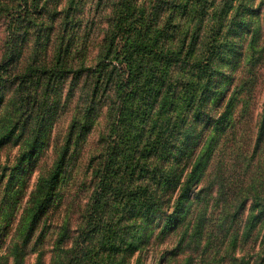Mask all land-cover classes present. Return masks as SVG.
I'll return each mask as SVG.
<instances>
[{
	"label": "trees",
	"instance_id": "obj_1",
	"mask_svg": "<svg viewBox=\"0 0 264 264\" xmlns=\"http://www.w3.org/2000/svg\"><path fill=\"white\" fill-rule=\"evenodd\" d=\"M18 1L27 10L40 0ZM78 1L49 9L48 20L3 9L0 151L18 146L11 171L39 158L59 108L70 120L52 165L37 174L16 241L5 246L0 234V264H21L32 252L34 264L48 252L49 264H145L144 251L169 239L150 264L165 255L167 264H264V101L248 153L249 138L239 139L247 100L238 105L251 87L226 92L223 80L248 34L256 49L261 0H96L101 21L91 39L80 34ZM31 44L49 59L21 70ZM4 86L15 87L13 100L5 102ZM102 124L101 148L85 155L81 147ZM88 174L78 217L64 209L47 230Z\"/></svg>",
	"mask_w": 264,
	"mask_h": 264
},
{
	"label": "rangeland",
	"instance_id": "obj_2",
	"mask_svg": "<svg viewBox=\"0 0 264 264\" xmlns=\"http://www.w3.org/2000/svg\"><path fill=\"white\" fill-rule=\"evenodd\" d=\"M67 0H40L37 4L32 6L30 4V8L27 10L21 8V3L18 0H0V55L3 48V42L5 38V30L4 23L7 11L6 10H14L17 12H21L22 16L31 17V18H44L48 20L46 12L50 10H54L55 8L61 9L65 7ZM259 0H257L258 2ZM100 6V5H99ZM96 0H79L76 10V18L81 20V29L80 34H85L88 36V39H91L95 36V33L99 30V23L101 21L98 16V8ZM25 8V7H24ZM260 14L259 19L256 20L257 25V41H256V49L252 50L249 48L250 44V35L246 36L245 40L241 41V52L242 58L239 63L235 64V66L226 67L224 72L227 73L224 80V85L227 87L226 92L229 88L234 89L236 85L247 84L249 85L250 92L249 96L243 98L241 101L239 108L242 110L244 104L246 102V108L248 112V118L246 123L241 127V132L239 135V139L241 142L244 141L245 137H248L249 147L248 153L252 151V147L254 144V140L256 137V127L260 117V112L262 108V103L264 101V0L260 1ZM237 40V38L235 39ZM35 55H37L35 57ZM50 56V52L45 47H36L33 44L29 45L27 49L24 51L23 57L19 61L18 68L21 70L24 69L27 63L35 61L37 59L40 60H48ZM37 62V61H36ZM226 82H231V86L229 87ZM252 82V83H251ZM69 83L68 79H64L61 81V85L63 87V92L60 93L61 97H58L59 106H61V101L64 99L66 94V87ZM15 87L14 86H4L2 87L3 98H5V102L8 100H13L12 98L15 95ZM231 91V89H229ZM226 94V93H225ZM9 105L4 106L2 112L6 113V118L11 116V112L8 111ZM238 108V109H239ZM60 115L52 122L49 126L51 128V138L49 141H44L43 147L41 148L40 155L38 156L36 161H32L29 167H20L15 168L11 171L14 163L16 162L15 158L18 153V146L13 143L7 145L4 149L0 151V234H4L5 240L4 245H8L9 241H16L17 237V226L19 224V220L22 216V212L24 207L27 204V200L31 190L34 188V185L37 180V174L39 172H45L50 168L52 162L55 158V151H57L64 144L65 135L67 133V128L69 124L70 112H68L65 107L62 110L58 109ZM103 129V124L100 130L95 132L93 136L90 138L88 145L81 147L84 150V154L86 155V151L95 152L97 149L101 148L100 138L101 131ZM230 142H228L229 144ZM217 154H214V162L217 161ZM262 157H264V152L262 153ZM84 160V157L82 158ZM212 161V162H213ZM15 173L19 175L17 180L9 181L8 175L9 173ZM82 183L80 186L73 185L66 193L65 202L61 209H58L53 215L48 218L46 229L52 230V226L59 222L62 216L65 213L67 208L70 209V212L74 213L73 218L78 217V203H84L87 199L88 194L90 193L89 174L85 177L81 178ZM21 181V182H20ZM21 184H23L21 186ZM10 194H14L16 198L13 203L10 205L9 209H6V202H12L9 197ZM65 194V193H64ZM71 204V206H68ZM65 209V210H64ZM6 213V215L4 214ZM4 220V221H3ZM54 223V224H53ZM53 224V225H52ZM38 231V227L36 228V232ZM54 236V235H53ZM52 238L46 240L44 244L45 248L49 250L52 247ZM174 239H169L164 243H159V245L149 246L143 253V260L145 264H150L154 259H158L162 252L165 251L166 248H171L173 245ZM50 253L48 252L45 256V264H49ZM36 258V253H27L22 259L21 264H34ZM167 259L169 260V256L165 255L164 259L161 261V264H167ZM11 264V261L10 263Z\"/></svg>",
	"mask_w": 264,
	"mask_h": 264
}]
</instances>
